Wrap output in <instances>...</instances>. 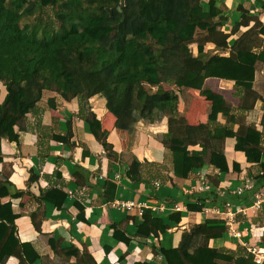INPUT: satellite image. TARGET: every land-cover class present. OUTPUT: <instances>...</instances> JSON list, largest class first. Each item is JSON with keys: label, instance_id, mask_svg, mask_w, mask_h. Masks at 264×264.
Returning <instances> with one entry per match:
<instances>
[{"label": "trees", "instance_id": "16d2710c", "mask_svg": "<svg viewBox=\"0 0 264 264\" xmlns=\"http://www.w3.org/2000/svg\"><path fill=\"white\" fill-rule=\"evenodd\" d=\"M257 4L264 9V0H257ZM47 8L54 11L44 18L42 12ZM35 11V19L26 21ZM222 13L223 2L217 6L215 0L205 3L201 0H0V83L5 89V95L0 98V139L5 137L18 143L19 134L13 126L28 113L38 116L43 109L40 102L48 92L53 94L45 101L49 108H55L57 97L77 100V116L88 124L109 158L127 163L124 178L128 183L166 180L159 164L140 161L131 151L112 150L107 141L108 132L89 104V98L98 94L117 115L119 126L128 125L134 111L151 122L167 117V131L159 138L171 152L175 176H186L190 168L203 164L202 158L207 155L209 163L219 172L227 171L223 153L225 136L235 137L236 150L258 149L264 127L258 130L254 124H239L233 131L237 119L230 116L231 122L223 124L218 121L215 108L209 111L205 123L189 125L180 114L176 92L177 88L197 89L215 98L203 84L207 77H217L233 80L237 92L251 93L255 63L264 62V49L255 51L250 44L240 43L236 52L220 55L206 51L205 45L227 47L229 35L255 22L257 17L242 13L230 32L224 33L220 30L225 22ZM260 32L264 34V26ZM190 44H195L196 54ZM219 98L221 114L228 115L229 105ZM35 125L39 126L40 121ZM43 138L38 132L41 157ZM189 145H199L200 149L188 151ZM87 154L83 149L82 155ZM247 158L254 160L253 155ZM232 167L239 169L236 162ZM55 174L60 175L58 171ZM251 176L258 188L259 181L264 179V160L256 164V173ZM9 187V181L0 182V196L7 195ZM116 188L115 182L108 179L104 182L106 201L114 199ZM19 194L21 191H16L14 196ZM249 196L247 192L233 197L240 202ZM141 215L142 222L133 235L121 223L111 222L113 238L129 244L134 238L146 240L152 229L164 232L169 227L153 216L149 208H143ZM16 216L10 201L0 202V264L11 255L19 258V264H34L40 254L30 242H20L17 238ZM79 216L83 218L82 211ZM225 230L220 219H208L183 231L177 246L153 247L159 263L134 261L133 264H255L244 246L230 250L208 244ZM48 241L56 251L59 241L53 238ZM62 252L74 255V264H95L86 250L80 253L70 248Z\"/></svg>", "mask_w": 264, "mask_h": 264}, {"label": "crops", "instance_id": "0c3cea01", "mask_svg": "<svg viewBox=\"0 0 264 264\" xmlns=\"http://www.w3.org/2000/svg\"><path fill=\"white\" fill-rule=\"evenodd\" d=\"M215 1L217 6L223 2L225 22L220 30L224 33L230 32L242 13L255 15L257 20L230 34L227 47L215 48L212 43H206V51L228 55L236 52L240 43L250 44L255 51L264 49V34L260 32L264 26V9L258 6L257 0ZM192 45V52L196 54V46ZM0 86L2 99L5 89L1 83ZM203 87L217 98L203 95L197 89L176 90L179 110L189 125L205 123L209 111L215 108L219 122L229 124L230 116L237 119L233 131L239 124H254L258 130L264 127V62L255 63L251 93L237 92L233 80L217 77H207ZM50 96L53 94L44 93L40 102L43 109L38 116L28 113L13 126L19 134L18 143L5 137L0 139V182L11 183L9 193L0 196V202L10 201L12 212L17 214L14 225L19 241L30 242L39 252L40 257L34 264H74L76 257L62 252L70 248L80 253L86 250L95 264L159 263L160 258L154 254L153 247L177 246L183 231L204 224L208 219H220L226 227L221 237L208 241L212 247L234 250L238 245L261 242L260 228L246 232L250 223L241 213L230 218L225 201L237 205V198L231 192L247 175H254L256 164L264 160V136L258 149L245 151L234 148V136H225L223 153L227 171L219 172L209 163L207 155L202 158L203 164L190 168L186 176L177 177L172 171L171 152L159 138L167 131V117L151 122L137 114L134 118L129 116L128 125L119 126L117 115L106 107L102 96L95 94L89 98V104L107 130V141L112 150L118 153L131 151L140 161L157 163L161 173L167 176L166 180L157 178L151 183L131 184L124 178L127 163L109 158L91 134L88 124L77 116V100L65 101L57 97L55 108H49L45 101ZM219 97L229 105L228 115L221 114ZM183 102L186 103L184 109L180 108ZM37 120L39 126L35 125ZM38 132L44 137L41 145L44 158L38 153ZM83 149L88 151L85 156ZM199 149V145L188 146V151ZM248 155H253L254 160H248ZM234 162L239 165L238 170L233 169ZM107 179L117 184L110 202L103 197V184ZM258 186L248 191V195L257 190L264 191V179ZM16 191L21 194L14 196ZM128 199L143 203V207L149 208L153 216L161 218L169 227L164 232L152 229L146 240L134 238L129 244L113 238L111 222L121 223L129 235H133L136 226L142 222L138 209L125 210L114 204ZM81 211L83 218L79 216ZM226 220L233 229L242 231L241 237L230 233ZM257 221L259 226L264 224V210L258 212ZM49 238L59 241L56 251L49 244ZM3 264H19V258L11 255Z\"/></svg>", "mask_w": 264, "mask_h": 264}, {"label": "built area", "instance_id": "2783aa9c", "mask_svg": "<svg viewBox=\"0 0 264 264\" xmlns=\"http://www.w3.org/2000/svg\"><path fill=\"white\" fill-rule=\"evenodd\" d=\"M118 175H115V178H117ZM158 184V183H156ZM255 188V181L252 179L251 175H247L245 178H243L242 183L234 189V191L231 192L233 196H243L245 193H247L250 190H254ZM118 208L130 210L133 208L138 209L139 213L142 214L143 203L137 202L131 199L128 200H119L114 203ZM225 205L228 207L227 214L230 216V218H234V216L237 213H241L245 219L250 223V226L248 229H245L246 232L252 233V229L257 227L260 228V233L258 234V237L260 238L261 242L258 245H246L244 244L245 248L249 253L252 254V260L255 264H261L264 262V224L259 226L258 225V212L264 210V191L257 190L253 194H251L246 200L237 202V205H231V201L227 200L225 201ZM230 207L233 208L231 211ZM229 218V217H228ZM256 218V221H253V219ZM225 222L229 226L230 233L234 235L235 237H241L242 231L233 229L230 226V222L226 220Z\"/></svg>", "mask_w": 264, "mask_h": 264}, {"label": "rangeland", "instance_id": "374dc122", "mask_svg": "<svg viewBox=\"0 0 264 264\" xmlns=\"http://www.w3.org/2000/svg\"><path fill=\"white\" fill-rule=\"evenodd\" d=\"M31 1H32V0H31ZM250 1L254 2L255 0H250ZM253 5H254V4L251 3V6H253ZM251 9H252V8H251ZM53 11H54V9L47 8L45 11L42 12V16H43L44 18H46L47 15H52V14H53ZM36 16H37V12L35 11L34 16H33V15H32V16H28V17L25 18V20H26V21H33V20L35 19ZM201 27H204V24H202ZM189 47H190L191 50L194 49V46H193L192 44H190ZM0 87H1V86H0ZM163 87L166 88V89H171V86L168 85V84H163ZM94 95H95V94H94ZM185 106H186V103L183 102V105L181 104L180 108L182 107V109H184ZM180 111H181V110H180ZM180 114H181V112H180ZM131 117H133V118H134V117H137V113L134 111L133 114L131 115Z\"/></svg>", "mask_w": 264, "mask_h": 264}]
</instances>
